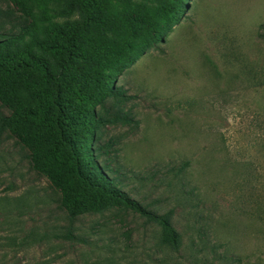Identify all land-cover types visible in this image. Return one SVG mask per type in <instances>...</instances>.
Masks as SVG:
<instances>
[{
  "label": "rangeland",
  "instance_id": "374dc122",
  "mask_svg": "<svg viewBox=\"0 0 264 264\" xmlns=\"http://www.w3.org/2000/svg\"><path fill=\"white\" fill-rule=\"evenodd\" d=\"M189 3L98 109L118 118L98 134L100 161L148 210L171 212L179 249L131 211L68 218L0 131V264H264V0ZM4 12L19 19L0 0V33L11 28Z\"/></svg>",
  "mask_w": 264,
  "mask_h": 264
},
{
  "label": "trees",
  "instance_id": "16d2710c",
  "mask_svg": "<svg viewBox=\"0 0 264 264\" xmlns=\"http://www.w3.org/2000/svg\"><path fill=\"white\" fill-rule=\"evenodd\" d=\"M7 1L19 19L4 12L11 28L0 33V105L9 114L0 131L27 151L68 218L131 211L157 224L160 243L178 250L171 212L148 210L122 189L118 170L100 161L98 134L118 118L98 109L122 95L116 80L164 41L190 0ZM259 29L264 40V24ZM62 237L76 239L71 231Z\"/></svg>",
  "mask_w": 264,
  "mask_h": 264
}]
</instances>
